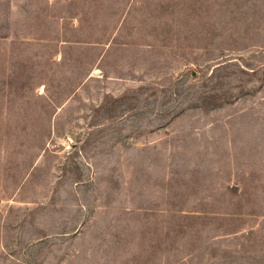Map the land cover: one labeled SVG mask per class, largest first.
<instances>
[{
	"label": "rangeland",
	"instance_id": "1",
	"mask_svg": "<svg viewBox=\"0 0 264 264\" xmlns=\"http://www.w3.org/2000/svg\"><path fill=\"white\" fill-rule=\"evenodd\" d=\"M0 264H264V0H0Z\"/></svg>",
	"mask_w": 264,
	"mask_h": 264
}]
</instances>
